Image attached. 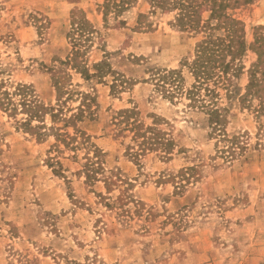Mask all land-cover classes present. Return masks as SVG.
<instances>
[{"label":"rangeland","instance_id":"1","mask_svg":"<svg viewBox=\"0 0 264 264\" xmlns=\"http://www.w3.org/2000/svg\"><path fill=\"white\" fill-rule=\"evenodd\" d=\"M103 2L0 0L8 88L29 86L67 119L83 111L66 127L47 117L54 129L38 141L16 124L24 115L0 110V264H264V82L248 92L251 71L264 74V0H226L246 51L219 91L216 132L184 95L155 84L176 70L188 89L205 35L176 26L174 14H150L149 0L105 23ZM74 16L94 31L81 42L72 34L80 53L67 64ZM126 110L155 145L138 146L117 117Z\"/></svg>","mask_w":264,"mask_h":264},{"label":"trees","instance_id":"2","mask_svg":"<svg viewBox=\"0 0 264 264\" xmlns=\"http://www.w3.org/2000/svg\"><path fill=\"white\" fill-rule=\"evenodd\" d=\"M131 1L134 0H104L102 5L104 22L107 23L109 13L120 14L128 7ZM149 5L150 14H156L157 12L174 14L176 26L182 30H190L196 34L202 33L205 35L204 40L200 41L195 47L194 60L187 65L193 78V83L188 89L183 91L181 85L184 79L181 75L182 73L176 70L163 72L157 77L155 84L161 93L169 98L184 95L191 106L201 109L202 112L209 116L208 122L214 128V132H216L217 127L223 122L220 110L216 106L219 91L225 88V85L228 84L227 86H229L232 78H236L238 69L234 64L246 51L242 36V25L228 14L231 7L226 3V0H149ZM141 18H144V15L139 14L138 19ZM138 23H141L140 20ZM116 25L123 24L118 22ZM70 27L72 32L68 34V37L73 41V48L72 56L66 60L67 64L74 62L80 53L77 47L79 46L78 41L72 38V34H77L79 42H81V39L87 38L94 31L83 16H74ZM104 65L95 64L93 66L96 70V76L101 77L106 74ZM73 67L77 70L81 69L82 73H84L83 75L86 78L89 77L83 66L75 64ZM256 68L250 74L249 93L254 88L256 93L261 91L260 87L264 82L263 73H261L262 78L260 80L256 78ZM60 82V80L54 82L57 103L62 99L61 96L64 91V87ZM8 85L9 83L5 80L4 74L0 70V110L12 119H16L18 115H24L25 118L16 121V124L24 129V132H32V135H36L38 141L47 136L45 134L47 131L54 129L53 127H47V117L50 118V122H62L66 127L67 124L80 119L83 115L81 107L79 108V114H73L67 119L63 107L59 105L56 108L45 107L38 102L35 93L29 86L19 84L13 87L11 91ZM86 99L90 100V98L84 96V102L81 106L86 104ZM135 116V113L131 110L122 111L117 115V117L123 119L120 122L123 121L122 123L128 132L132 133L134 140L142 139L141 143L137 142L138 146L155 145L149 141H155L156 139L146 137L148 133L153 135L151 130L143 132ZM60 136L62 138L63 134H59L58 139H61ZM74 141L75 139L72 138V142ZM63 143L69 147L65 140ZM158 145H161V143ZM164 146L168 147V145Z\"/></svg>","mask_w":264,"mask_h":264}]
</instances>
